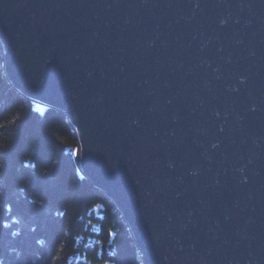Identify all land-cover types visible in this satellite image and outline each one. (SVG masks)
Returning a JSON list of instances; mask_svg holds the SVG:
<instances>
[{
    "label": "water",
    "instance_id": "95a60500",
    "mask_svg": "<svg viewBox=\"0 0 264 264\" xmlns=\"http://www.w3.org/2000/svg\"><path fill=\"white\" fill-rule=\"evenodd\" d=\"M0 55L142 264H264V0H0Z\"/></svg>",
    "mask_w": 264,
    "mask_h": 264
},
{
    "label": "trees",
    "instance_id": "16d2710c",
    "mask_svg": "<svg viewBox=\"0 0 264 264\" xmlns=\"http://www.w3.org/2000/svg\"><path fill=\"white\" fill-rule=\"evenodd\" d=\"M0 55V264H142L120 214L79 172L66 117L19 96Z\"/></svg>",
    "mask_w": 264,
    "mask_h": 264
}]
</instances>
